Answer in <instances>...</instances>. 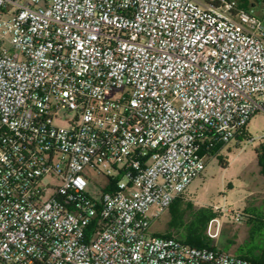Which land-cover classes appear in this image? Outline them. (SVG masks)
<instances>
[{
  "label": "built area",
  "instance_id": "obj_1",
  "mask_svg": "<svg viewBox=\"0 0 264 264\" xmlns=\"http://www.w3.org/2000/svg\"><path fill=\"white\" fill-rule=\"evenodd\" d=\"M255 11L0 0V264H261L149 234L264 114Z\"/></svg>",
  "mask_w": 264,
  "mask_h": 264
},
{
  "label": "rangeland",
  "instance_id": "obj_2",
  "mask_svg": "<svg viewBox=\"0 0 264 264\" xmlns=\"http://www.w3.org/2000/svg\"><path fill=\"white\" fill-rule=\"evenodd\" d=\"M235 1L243 9L256 10V14H259L258 9L264 5V0ZM61 117V125L65 126L75 114L62 111ZM246 130L255 141L240 142L234 139L222 146L218 152H213L206 158L205 170L179 198L183 204H193L197 210L202 208L213 210L216 218L208 223L206 235L213 240L214 246L235 255L251 241V237L259 238V228L263 224L257 221L259 214L249 220L243 212L245 204L252 199L248 197V180L251 181L249 186L255 192L252 204L261 207L264 213V176L256 153V149L264 144V114L255 115ZM113 174L115 175V172ZM106 182L101 178L102 184ZM90 188L93 190L94 187ZM236 217H241V221H236ZM171 222L172 217L168 210L152 224L149 234H166Z\"/></svg>",
  "mask_w": 264,
  "mask_h": 264
},
{
  "label": "trees",
  "instance_id": "obj_3",
  "mask_svg": "<svg viewBox=\"0 0 264 264\" xmlns=\"http://www.w3.org/2000/svg\"><path fill=\"white\" fill-rule=\"evenodd\" d=\"M251 138L252 137L248 134L247 130H244L237 136L236 139L242 142L244 140L249 141ZM221 147L222 146H218L214 152H218ZM256 153L258 155L262 175L264 176V144L260 145L256 149ZM115 184L116 180H111V182L106 185L105 191H114ZM169 211L172 217V222L169 224V231L164 235H153L174 238L182 243L198 248H209L223 251L222 249L214 246L213 240L206 235L208 223L216 218V214L212 209L202 208L197 210L193 204H183L178 198L171 205ZM257 221H259V223H263L260 225L261 227L259 226V230L260 232H264L263 211H260ZM260 232L258 234L259 238L254 239V237H251V241L238 250L237 256L264 264V234H261Z\"/></svg>",
  "mask_w": 264,
  "mask_h": 264
},
{
  "label": "crops",
  "instance_id": "obj_4",
  "mask_svg": "<svg viewBox=\"0 0 264 264\" xmlns=\"http://www.w3.org/2000/svg\"><path fill=\"white\" fill-rule=\"evenodd\" d=\"M258 156V155H257ZM228 167V166H227ZM248 184H247V190L249 191V198H252L251 201H248L247 204H245V206L243 207V212L244 214L247 215V217L249 218V220L254 219V215H257L260 213L261 207H256L254 204H252V201L254 200L253 195H254V191L253 189L249 186L251 181L248 180Z\"/></svg>",
  "mask_w": 264,
  "mask_h": 264
}]
</instances>
